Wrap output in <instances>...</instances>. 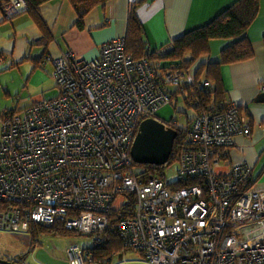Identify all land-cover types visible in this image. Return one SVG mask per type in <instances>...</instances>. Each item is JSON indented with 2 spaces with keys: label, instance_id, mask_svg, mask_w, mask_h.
Wrapping results in <instances>:
<instances>
[{
  "label": "built area",
  "instance_id": "1",
  "mask_svg": "<svg viewBox=\"0 0 264 264\" xmlns=\"http://www.w3.org/2000/svg\"><path fill=\"white\" fill-rule=\"evenodd\" d=\"M45 61L57 95L0 113V229L27 233L31 223L61 221L101 242L114 227L149 264H264V186H255L248 161L217 171L224 147L251 134L240 105L226 98L197 114L175 179H145L131 155L139 125L171 103L167 87L183 90L193 74L175 66L158 74V64L128 52L126 37L103 42L95 59L67 50ZM190 176L202 184L172 186ZM127 192L136 194L133 215L114 221ZM68 252L72 264L92 257L78 244Z\"/></svg>",
  "mask_w": 264,
  "mask_h": 264
},
{
  "label": "crops",
  "instance_id": "2",
  "mask_svg": "<svg viewBox=\"0 0 264 264\" xmlns=\"http://www.w3.org/2000/svg\"><path fill=\"white\" fill-rule=\"evenodd\" d=\"M235 1L108 0L90 10L82 26L76 24L79 14L68 0L45 2L37 13L32 14L24 10L13 11L10 7L7 10L0 5V100L5 95V98H18L20 105L27 106L56 96L53 63L45 61L44 57H57L71 50L87 59L97 58L103 42L126 36L133 5H136L135 15L143 28V39L154 50L212 21ZM36 14L44 28L35 20ZM248 37L253 55L222 65L220 72L227 98L242 107L251 121L252 130L250 136H236L233 145L224 147L225 156L217 171L228 173L233 165L248 161L253 166L255 186L263 187L264 103L256 102L255 98L263 92L264 85V0H260V12L248 30ZM231 41H211V56L219 57ZM25 88L27 92L21 95L20 89ZM176 110L186 111L181 101ZM171 113L172 109L167 105L158 111V117L179 124L176 118H171Z\"/></svg>",
  "mask_w": 264,
  "mask_h": 264
},
{
  "label": "trees",
  "instance_id": "3",
  "mask_svg": "<svg viewBox=\"0 0 264 264\" xmlns=\"http://www.w3.org/2000/svg\"><path fill=\"white\" fill-rule=\"evenodd\" d=\"M51 0H25L26 7L21 11H27L28 13H37L38 8L45 2ZM77 10L79 18L77 21L78 26L83 25V20L86 14L90 12L95 6L106 3L108 0H68ZM10 0H0V5L8 7ZM135 7L132 6L128 21V29L126 34L127 50L132 52L137 58L146 57L155 66L158 64V60L162 61L158 74H161L163 70L169 67H179L189 70L194 77V83H188L184 86L183 90L180 88L167 87L171 94V104L176 109L179 101L184 104L187 115L186 125H175L179 131L178 136L174 141L173 154L169 161L165 165L155 164H139L134 161V168L137 165H141L146 168V171L142 174L143 177H167L166 171L170 169L173 164L178 162V157L181 149L186 145L187 132L192 126L194 117L204 109H209L214 103L219 100L226 99V92L223 87L221 66L224 64H230L236 61L244 60L253 55L252 43L248 37V30L256 17L260 12V0H236L224 11L217 15L212 21L197 27L196 29L183 33L180 37L173 41L171 53L163 56L159 54L160 49H150L146 41L143 39V28L135 15ZM8 10V8H7ZM37 23L41 28H44L43 22L39 20L40 16L36 14ZM215 39H227L231 40L221 52L219 57L214 58L211 56L210 42ZM46 57V56H45ZM44 57V59H45ZM199 82H209V86L198 85ZM175 98H180L178 100ZM190 109L193 116L190 117ZM240 109L242 107L240 106ZM18 107L5 110L7 112H17ZM172 121V120H171ZM225 156L223 152V157ZM202 184L200 177L186 178L184 180L173 181L172 186L181 187L185 185ZM253 185V183H251ZM128 197L131 199L130 203L121 208V213L112 211L110 213L112 220L116 218L124 217L126 215H133L132 209L135 203V192H127ZM18 234V233H16ZM57 234H74V235H95L97 232L83 233L76 229H67L64 227L61 221H55L53 225L36 224L31 223L29 231L22 235L29 243L30 249L28 252H32L38 241L42 236L57 235ZM103 239L105 240L104 246H81L83 253L86 256L90 251L92 260L97 261V264H110L111 261H106L107 257H110L114 250L119 247L125 249L126 246L120 240L117 231L114 227L106 228L103 232ZM73 245V244H72ZM70 247V246H69ZM68 247V248H69ZM92 247V248H91ZM67 248V252H68ZM94 252H93V251ZM27 252V253H28ZM69 255V252H68ZM25 258H11L12 261L17 263H23ZM90 261V262H91Z\"/></svg>",
  "mask_w": 264,
  "mask_h": 264
},
{
  "label": "rangeland",
  "instance_id": "4",
  "mask_svg": "<svg viewBox=\"0 0 264 264\" xmlns=\"http://www.w3.org/2000/svg\"><path fill=\"white\" fill-rule=\"evenodd\" d=\"M19 11V10H17ZM110 40V39H109ZM107 41V40H106ZM173 41L169 45L163 46L159 54L167 55L171 53ZM162 61L158 60V69L160 70ZM17 87V85L15 84ZM21 95L27 92V89H20ZM49 89H47V92ZM40 92V91H39ZM4 98L0 100V112L6 109H11L18 106V109H22L23 105L19 104V101L15 98ZM172 109L171 118L174 117L178 120L179 125H186L187 115L182 112L174 111V107L171 103L167 104ZM165 105V106H167ZM164 107V106H162ZM161 107V108H162ZM158 117V116H156ZM178 164H173L172 168L166 171L167 179L173 180L176 177V168ZM142 168L141 165L135 166V169ZM26 234V233H18ZM12 231L0 229V257L18 258L24 259V264H72V261L68 255L67 248L74 243H79L82 247L88 246L95 241V235H74V234H57L42 236L38 241L32 252H28L30 249L29 243L25 237H21ZM28 252V253H27ZM115 254L112 257L110 264H149L142 254L135 248L126 247L125 249L119 247L113 251ZM92 259L93 257H89ZM91 261V260H90ZM87 261L86 264H97V261Z\"/></svg>",
  "mask_w": 264,
  "mask_h": 264
},
{
  "label": "water",
  "instance_id": "5",
  "mask_svg": "<svg viewBox=\"0 0 264 264\" xmlns=\"http://www.w3.org/2000/svg\"><path fill=\"white\" fill-rule=\"evenodd\" d=\"M256 102L264 103V91L259 93ZM178 129L159 117H147L139 125L131 155L139 164L165 165L173 154V146ZM0 264H24L11 259L0 258Z\"/></svg>",
  "mask_w": 264,
  "mask_h": 264
},
{
  "label": "flooded vegetation",
  "instance_id": "6",
  "mask_svg": "<svg viewBox=\"0 0 264 264\" xmlns=\"http://www.w3.org/2000/svg\"><path fill=\"white\" fill-rule=\"evenodd\" d=\"M251 122V121H250ZM166 123H168L169 125H171V126H173V127H177L176 125H175V121H166ZM251 130H252V127H251ZM248 136V135H247ZM250 136V135H249ZM98 235L97 234H95V241H94V243H91L92 244V247L95 245V246H97V245H100V246H104L105 244V242L104 241H101V242H98V237H97ZM91 247V248H92ZM93 251V250H92ZM94 252V251H93Z\"/></svg>",
  "mask_w": 264,
  "mask_h": 264
}]
</instances>
